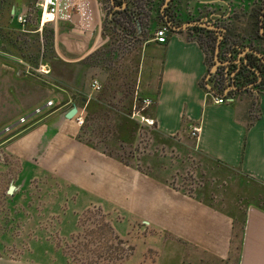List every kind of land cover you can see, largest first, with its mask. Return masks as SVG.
<instances>
[{
	"label": "crops",
	"instance_id": "0c3cea01",
	"mask_svg": "<svg viewBox=\"0 0 264 264\" xmlns=\"http://www.w3.org/2000/svg\"><path fill=\"white\" fill-rule=\"evenodd\" d=\"M234 1L240 15L243 0L223 9ZM12 2L0 12V163L13 165V192H50L56 182L69 215L62 216L106 207L120 217L119 235L140 223L166 237L174 258L166 264H183L179 255L194 264H264V91L225 96L233 87L224 58L238 64V43L221 51L216 71L227 87L216 91L214 52L209 59L186 24L211 22L210 11L189 15L209 1L173 0L171 18L181 27L172 30L159 17L163 0H148L150 13L131 0L133 32L115 26L111 12L125 8L111 0H60L54 17L43 0ZM162 27L167 40L159 44ZM237 29L241 42L247 26ZM0 264L52 263L0 255Z\"/></svg>",
	"mask_w": 264,
	"mask_h": 264
},
{
	"label": "rangeland",
	"instance_id": "374dc122",
	"mask_svg": "<svg viewBox=\"0 0 264 264\" xmlns=\"http://www.w3.org/2000/svg\"><path fill=\"white\" fill-rule=\"evenodd\" d=\"M207 1L209 2L190 6L189 15H193L194 12L196 15L200 9L202 13L210 11L214 18L219 12L222 13L219 14L220 16L225 12L228 16L230 14L228 11H233L237 7L235 1L234 4L230 3L229 10L223 9L226 0ZM245 1L249 5L252 2ZM12 3V0H0V12L5 11L7 14ZM214 18L210 19L214 20ZM185 32L187 36L191 35L190 31ZM236 33L241 34V31L236 29ZM1 163L0 255L2 257L9 259L29 257L52 264H166L170 259L174 261L173 255H166L165 252L168 239L161 236L159 238L156 232L148 228L144 229L140 223H137L134 231L128 232V235H119L114 225L120 217L112 214L106 207L87 208L75 213L73 218L62 216L66 215L68 210L61 204L63 201L61 185L56 182L49 183L50 192L40 185L33 190L24 187L17 194L13 192L12 195H8L9 185L16 182L9 177L14 168L9 162L6 166ZM186 180L194 181V176L186 175ZM123 225L126 227L125 223ZM183 257L179 255V259L175 262L184 259L183 264H194ZM199 264L216 263L205 258Z\"/></svg>",
	"mask_w": 264,
	"mask_h": 264
},
{
	"label": "flooded vegetation",
	"instance_id": "af4514ba",
	"mask_svg": "<svg viewBox=\"0 0 264 264\" xmlns=\"http://www.w3.org/2000/svg\"><path fill=\"white\" fill-rule=\"evenodd\" d=\"M138 3L139 8L137 7V9L141 10L139 12H142V10H147V12H151L153 10L152 5L148 2V0H136ZM252 2L249 3L245 0H243V9L244 12L241 13L240 15L236 16V12L235 9L233 11H230L229 6H228V12L230 13L228 16H226L227 18H225L224 16L223 19L220 18H214V20H211V22L205 21V25H211L213 27H215V29H208L202 26H199V24H204L203 21L202 22H194V21H188L186 22L187 29L191 30L193 32V34L197 35L198 32H196L195 30L197 28H205L208 30H212L214 32V35L216 36V42L219 38V36H221L220 39V44L221 41L224 40V38H226V44H224L223 48L227 51H231L233 50V46L232 45H236L237 43L239 44V46H241L239 48V54L242 56L241 57V64L242 66L240 68H238V64L237 65H233L230 61H233L232 59V55L229 54V57L224 58L225 61L227 62V64L225 65V67L228 68V75H231V77H229V81H228V87H233L230 91L234 92L236 94H239L241 92H248V91H252L253 89L258 90L259 92L261 90L264 91V62L262 60H264V54H262V52H260V48L257 46L258 40L260 39H264V0H251ZM250 2V1H249ZM242 3V4H243ZM164 4V0L162 2V6ZM173 4V0L170 1L168 6H172ZM247 5V7H245ZM162 6L160 8V15L159 17H162V21H164L165 25L166 22L161 14L162 11ZM252 12L257 13L258 17H257V29H258V33H251L249 32V34L245 35L244 40H241V42H239V40H237V38L231 35H228V30H230L231 28H234L233 25L237 24H244L245 26L248 25V21H249V17L252 14ZM165 15L168 17V19L172 22L173 25L177 26V27H181L180 24H175V22L173 21L172 18H169V16L166 14V9L164 10ZM148 14H144L143 18H146ZM198 20V19H197ZM125 21V20H124ZM208 22V23H206ZM210 23V24H209ZM189 24H194L193 26L189 25ZM168 27V26H167ZM131 31L133 32L134 30L131 29ZM235 34L237 35V33L235 32ZM239 39V38H238ZM220 46V45H219ZM251 51H254L256 53H258L261 57H258L256 54L252 53ZM230 52V53H231ZM253 57H255L256 59H258V66H257V62L255 64H253L252 67L250 64H248V61H252ZM246 59V62L244 63V60ZM248 66L251 67L248 68ZM224 76V75H223ZM223 79H225L223 77Z\"/></svg>",
	"mask_w": 264,
	"mask_h": 264
},
{
	"label": "trees",
	"instance_id": "16d2710c",
	"mask_svg": "<svg viewBox=\"0 0 264 264\" xmlns=\"http://www.w3.org/2000/svg\"><path fill=\"white\" fill-rule=\"evenodd\" d=\"M114 1H115V5L116 6H121L122 5V2L120 0H114ZM130 1L128 0L125 9H123L122 11L113 12V14H118L119 15L118 17L116 16L117 17L116 21H113L114 24H116V25L118 24V25L122 26L123 29H127V30L130 29L129 31H131V29L134 30V27H133V22H134V20H133V18H134L133 11L130 10L129 6H128ZM133 1L136 3V7L139 8V6L137 4V1L136 0H133ZM166 14L169 16V18H171L170 6H168L166 8ZM236 16H238V15H236ZM257 17H258L257 13L252 12V14L249 17L250 19L248 21L247 29H246L245 32H247V33L251 32V33H255V34L258 33L257 32L258 31V29H257V26H258L257 25V22H258ZM236 29L237 28L234 27V28H231L230 30H228V35H231L233 37L235 36L237 38V36L235 34ZM195 31L198 32V34L196 35V39L198 40L200 45L204 47V50L207 53V57H209V59H210L212 57V55H213L214 48H215V42H216V36L214 35V32L212 30H208V29H205V28H197ZM241 34H242V31H241ZM225 39L226 38H224V40L221 41L219 56H221V51H222V49L224 47L223 45L226 44V40ZM260 40H264V39H260ZM259 51L262 52V54H264V49H260ZM209 54H210V56H209ZM256 62H257V66H258V64H259L258 59L253 57V60L252 61H248V64H250L252 67H254L253 64H255ZM219 68H222V67H219ZM215 74L217 75V77L214 76L215 77V79H214V87H215V89H217L216 91L218 93H221L222 91H224V88L227 87L225 85V81L223 79L222 70L219 69L218 71L215 72ZM231 94H232L231 91H228L225 94V96H227L229 98V97H232Z\"/></svg>",
	"mask_w": 264,
	"mask_h": 264
},
{
	"label": "water",
	"instance_id": "95a60500",
	"mask_svg": "<svg viewBox=\"0 0 264 264\" xmlns=\"http://www.w3.org/2000/svg\"><path fill=\"white\" fill-rule=\"evenodd\" d=\"M171 0H164V4L162 6V11H161V14L167 24V26L170 28V29H179V27L175 26L172 24V22L168 19V17L165 15L164 13V10L168 7L169 3H170ZM111 4H112V7L115 9V10H122V8H125L126 6V2L124 0L123 2V5L122 6H116L115 5V1L114 0H111ZM111 15H113V11L111 12ZM191 26H193L194 24H189ZM115 26L119 29V30H123V32H126V29H123L122 26L120 25H116ZM199 26H203L205 28H208V29H215V27L211 26V25H205V24H199ZM220 39H221V36H219L217 42H216V45H215V49H214V61H215V65L213 66V69L211 71V74H214V72L216 71L218 65L221 64L220 62V59H219V50H220ZM252 53L256 54L258 57H261L258 53L254 52V51H251ZM264 62V60H262ZM246 62V59L244 60V63ZM242 66L241 64V59L238 60V68H240ZM248 68L251 69L250 66H248ZM233 99H229V101L231 102ZM77 108L76 106H73L69 111L66 112L65 114V118L70 120V119H73L76 115H77ZM6 130L0 132L1 133H4ZM13 190H14V187L11 185L7 191V193L9 195H11L13 193Z\"/></svg>",
	"mask_w": 264,
	"mask_h": 264
},
{
	"label": "built area",
	"instance_id": "2783aa9c",
	"mask_svg": "<svg viewBox=\"0 0 264 264\" xmlns=\"http://www.w3.org/2000/svg\"><path fill=\"white\" fill-rule=\"evenodd\" d=\"M60 0H43L42 2V8L44 11V14L46 13L47 15H50L54 17L57 14L58 7H59ZM18 22L22 25L27 23V18L25 15H19L18 16ZM155 40L159 44H164L166 43L167 40V29L165 27L158 28L155 31ZM91 87L93 90L98 91L100 90L101 86L99 82L96 79H93L91 81ZM216 103H223L225 100L222 98L216 99ZM146 105L149 104V102H144ZM52 102H48L47 105L50 106ZM21 122H24V120H21ZM77 122L79 124H82V118L79 117L77 118ZM191 135L195 138H197L198 135V129L193 128Z\"/></svg>",
	"mask_w": 264,
	"mask_h": 264
}]
</instances>
